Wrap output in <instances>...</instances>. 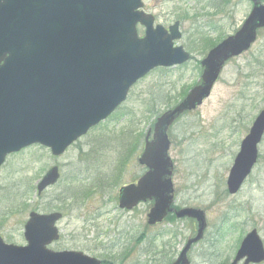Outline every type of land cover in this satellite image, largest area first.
Masks as SVG:
<instances>
[{"label": "rangeland", "instance_id": "374dc122", "mask_svg": "<svg viewBox=\"0 0 264 264\" xmlns=\"http://www.w3.org/2000/svg\"><path fill=\"white\" fill-rule=\"evenodd\" d=\"M142 2L156 24L167 28L179 21L181 39L175 44L191 60L150 72L131 88L114 114L62 156L53 157L41 146L9 155L0 168V237L5 243L26 244L23 226L31 211H59L64 217L57 223L60 240L50 246L53 251H79L106 264H169L194 230V223L173 217L149 226L151 202L131 211L120 210L118 190L144 174L136 160L157 116L198 84L199 61L207 53L200 34L201 39L217 44L240 27L252 4L248 0ZM262 110L264 29L247 52L226 63L210 97L168 130L174 205L204 211L209 228L203 243L233 235L229 225L223 224L227 219H264V136L258 162L241 192L230 197L225 186L239 144ZM135 139L137 152L130 153ZM54 166L60 169V182L37 196V183ZM72 191L80 195L79 200L64 203V196ZM203 243L189 254L191 264H214L203 253Z\"/></svg>", "mask_w": 264, "mask_h": 264}, {"label": "water", "instance_id": "95a60500", "mask_svg": "<svg viewBox=\"0 0 264 264\" xmlns=\"http://www.w3.org/2000/svg\"><path fill=\"white\" fill-rule=\"evenodd\" d=\"M253 8L241 28L202 60L201 83L174 108L156 119L144 140L137 163L147 169L135 183L120 188L118 207L132 210L153 201L147 215L155 225L171 212L177 219L198 223L172 264H189L187 252L206 226L204 213L192 208L175 211L173 164L168 156L167 131L184 112L208 98L225 62L247 51L264 28V5ZM141 0H0V167L7 156L32 145L59 157L79 138L105 121L126 99L130 88L158 67L182 65L189 54L174 47L179 23L165 30L141 11ZM137 25L144 28L139 36ZM264 133V110L241 143L226 185L235 194L257 158ZM52 167L37 183V195L59 180ZM62 214L31 212L23 228L25 246L7 244L0 237V264H102L76 251H53L56 223ZM253 234L248 235L249 239ZM260 260V259H258Z\"/></svg>", "mask_w": 264, "mask_h": 264}, {"label": "flooded vegetation", "instance_id": "af4514ba", "mask_svg": "<svg viewBox=\"0 0 264 264\" xmlns=\"http://www.w3.org/2000/svg\"><path fill=\"white\" fill-rule=\"evenodd\" d=\"M259 1L261 2V0ZM199 68L201 76L203 69L201 68L200 63ZM241 143L242 141L240 142V144ZM240 144L237 153L240 150ZM241 190L242 188L237 194L230 197H236ZM234 211L235 209L233 208L232 213H234ZM191 222L194 223V230L188 235L184 244L190 238L194 237L197 232L195 222ZM223 224L229 225V227L231 228V232L229 233H232L233 235H214L215 237L211 238L209 242L203 243L209 228L208 224H206L202 239L197 244L191 247L188 254H191L196 246L203 243V253L205 254L207 259L213 260L214 264H264V219H227L223 221ZM251 234H253L252 237L246 240L248 235Z\"/></svg>", "mask_w": 264, "mask_h": 264}, {"label": "trees", "instance_id": "16d2710c", "mask_svg": "<svg viewBox=\"0 0 264 264\" xmlns=\"http://www.w3.org/2000/svg\"><path fill=\"white\" fill-rule=\"evenodd\" d=\"M206 44H207V47H212L214 45L213 42H211V41H207ZM137 143H138V141L136 139H135L133 144L131 143L132 146H130L131 147L129 150L130 153H133V152L136 153L137 152V147H138ZM79 196H80L79 194H76V192L72 191V192H70V195L64 196V199L62 201H64V203H65L66 200H68V199L73 200V201L79 200V198H80ZM103 264H106V262H103Z\"/></svg>", "mask_w": 264, "mask_h": 264}]
</instances>
